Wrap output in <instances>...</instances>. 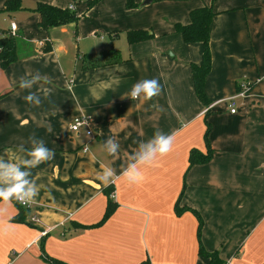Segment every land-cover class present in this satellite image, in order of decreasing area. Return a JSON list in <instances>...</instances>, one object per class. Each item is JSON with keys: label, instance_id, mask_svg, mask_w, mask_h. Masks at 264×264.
I'll return each instance as SVG.
<instances>
[{"label": "crops", "instance_id": "0c3cea01", "mask_svg": "<svg viewBox=\"0 0 264 264\" xmlns=\"http://www.w3.org/2000/svg\"><path fill=\"white\" fill-rule=\"evenodd\" d=\"M40 1L74 10L86 5L21 0L23 8L9 13L0 0V16L9 18L0 33L13 21L23 41L17 60L0 66V157L23 158L19 146L30 148V136L55 153L30 170L38 193L27 211L20 214L14 198L0 199V264H209L200 245L223 264H264V0H134L133 9L125 0H100L94 7L107 10L88 25L93 42L83 47L78 20L48 31L38 25L31 8ZM204 4L215 13L208 106L197 98L190 70L202 47L174 31ZM130 29L147 30L149 38L128 43ZM122 30L125 42L115 48ZM105 32L111 45L100 50ZM110 54L109 63L84 67ZM36 72L49 82L21 90L20 77ZM152 78L162 86L158 96L125 97L137 81ZM243 78L254 83L231 112L227 98ZM29 91L40 96L39 106L23 99ZM78 116L91 119L92 138L83 128L70 130ZM207 125L211 158L189 166L191 150L207 151ZM158 130L174 135L172 150L142 166V180L130 183L122 168ZM109 137L119 144L116 156L104 148ZM103 168L114 171V183L98 179ZM109 199L116 207L98 223ZM23 215L25 222L15 219Z\"/></svg>", "mask_w": 264, "mask_h": 264}, {"label": "trees", "instance_id": "16d2710c", "mask_svg": "<svg viewBox=\"0 0 264 264\" xmlns=\"http://www.w3.org/2000/svg\"><path fill=\"white\" fill-rule=\"evenodd\" d=\"M98 1L100 0H84L87 9L93 7ZM152 1H158V0H152ZM75 2L76 0H74V3ZM137 6L138 4L134 0H125V7L127 9H133L136 8ZM22 8L23 6L21 4V0H5L3 11L11 13L20 10ZM31 9L32 11L36 12L39 16L38 25L46 31H48L52 27L66 25L68 23H75L80 17L78 14H76V11L74 9H71L68 6L59 7L41 1L37 2L35 6ZM214 14L215 13L213 12L210 5L204 4L192 9L189 12V22L185 24L182 23L174 24V31L181 35L184 42L186 43L197 42L200 43L202 47L200 62L191 63L190 70H191L195 94L204 106H208L210 103V100L206 95L204 86H205L206 76L208 75L211 69L209 27ZM19 37L21 36H19L17 33L14 36L9 34V31L0 33V66L1 67H6L10 63L17 60L18 40H20ZM148 38H149L148 31L144 29H130L126 31V39L128 43H134ZM45 44L46 45L44 47L45 49L44 51H47L50 49V45H48L47 42H45ZM112 51L114 52L115 50ZM113 54L117 55V53L115 52ZM95 56L97 57V54ZM109 62L110 61H108L107 59L104 60L103 62H99V61L91 62L89 65H84V67L94 66V65L96 66L98 64L103 65ZM208 128L209 127L207 125V129L204 134V140L207 146V151L206 153L203 154L195 149L191 150L188 157L189 166L198 163H205L209 161V159L211 158L212 149L210 148L207 139ZM18 205L21 209L20 214L24 212L23 208L25 210L27 209L25 207H22L19 203ZM115 207L116 204H114V202H112V200L109 199L104 214L98 223H101L104 220H106L111 215ZM180 210L181 209L178 208L177 206L176 211L180 212ZM15 219L17 221L25 222L24 215L22 217L17 216ZM198 222L199 223L197 227V234L199 235L200 227H201L200 219H198ZM74 225L75 227H80V225L78 224H74ZM198 253L206 257L209 260V264H223V262L218 258L215 252L206 251L201 245L199 246ZM57 263L62 264L61 262H57Z\"/></svg>", "mask_w": 264, "mask_h": 264}, {"label": "clouds", "instance_id": "9594fccd", "mask_svg": "<svg viewBox=\"0 0 264 264\" xmlns=\"http://www.w3.org/2000/svg\"><path fill=\"white\" fill-rule=\"evenodd\" d=\"M41 80L45 83L49 82L48 78L42 76L39 72L35 74L27 73L25 76L20 77L19 87L21 90H30ZM161 90L162 86L158 79H141L133 84L130 92L125 97H130L132 100H151L153 97L158 96ZM23 99L27 103L36 106L41 103L40 96L32 91H29ZM28 142L31 144L30 148H25L23 144L19 146V151L25 153V156L16 162H13L10 158L0 157V199L5 202L14 198L21 204H29L38 193L35 182L29 179L31 176L30 170L52 159L55 155L54 150L49 149L42 139L30 136ZM173 143V134L156 131L150 140L139 143L138 150H134L129 157L127 166L122 168L121 175L130 183H139L143 178L140 171L141 167L151 165L158 156L167 155L172 150ZM104 148L109 155L116 156L119 144L112 137H109L104 143ZM98 179L107 186L115 182L116 176L111 168H103L102 172L98 174ZM113 198H117L115 193Z\"/></svg>", "mask_w": 264, "mask_h": 264}, {"label": "rangeland", "instance_id": "374dc122", "mask_svg": "<svg viewBox=\"0 0 264 264\" xmlns=\"http://www.w3.org/2000/svg\"><path fill=\"white\" fill-rule=\"evenodd\" d=\"M99 2V1H98ZM97 2V3H98ZM75 8H76V14H78L80 17L77 21V27H76V32L78 33L77 35V40L79 39L80 40V45L81 47L83 46H87V45H91V43L93 41H90V36H89V30H88V25L91 23V22H96V21H99L100 20V17L102 15V12L103 10H107L105 8H96V7H91L89 9L86 8V5H84L83 3H76L74 4ZM103 20V19H101ZM9 23V18L8 17H5V16H0V27L2 28H5ZM123 32L122 31H118L117 34L118 35H121L119 38H118V35L117 37H115V39H117L114 43V47H118L119 48V43L120 42H125V38H124V35H122L121 33ZM149 32H151V30H149ZM99 33V36L102 35V32H98ZM97 35V34H96ZM107 35V32L104 33L103 36H105V44L101 45L100 46V50L102 49H106L107 47H109L111 45V41L110 39L106 36ZM97 39L99 37H96ZM23 41L22 40H18V45L21 44ZM111 55V56H110ZM109 57H103L105 59H111L113 58V54H110Z\"/></svg>", "mask_w": 264, "mask_h": 264}, {"label": "built area", "instance_id": "2783aa9c", "mask_svg": "<svg viewBox=\"0 0 264 264\" xmlns=\"http://www.w3.org/2000/svg\"><path fill=\"white\" fill-rule=\"evenodd\" d=\"M71 9H74L73 5L69 6ZM16 23L11 21L9 24V34L11 35H15L16 34ZM256 82V81H255ZM252 83L250 80L243 78L242 80H240V82L237 84V91L233 96H230L229 98H227L228 101V105L231 107L230 111L234 112L235 109L233 108L234 102L233 100L236 97H244L248 90L250 89ZM92 121L89 118L83 117V116H78L75 117L72 122H70L69 124V128L70 130H72L73 132H79V130L81 128H83V130L85 131V134L89 137H93L94 136V129L91 126ZM85 149V148H84ZM18 202V201H17ZM22 207L28 208L29 204H21L20 202H18ZM31 220H34L35 217H31ZM47 231H41L40 232V236H43Z\"/></svg>", "mask_w": 264, "mask_h": 264}, {"label": "water", "instance_id": "95a60500", "mask_svg": "<svg viewBox=\"0 0 264 264\" xmlns=\"http://www.w3.org/2000/svg\"><path fill=\"white\" fill-rule=\"evenodd\" d=\"M152 0H144V4L150 3Z\"/></svg>", "mask_w": 264, "mask_h": 264}]
</instances>
